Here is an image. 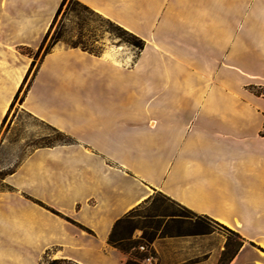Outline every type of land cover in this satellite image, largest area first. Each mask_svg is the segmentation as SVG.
Instances as JSON below:
<instances>
[{
    "label": "crops",
    "instance_id": "crops-1",
    "mask_svg": "<svg viewBox=\"0 0 264 264\" xmlns=\"http://www.w3.org/2000/svg\"><path fill=\"white\" fill-rule=\"evenodd\" d=\"M64 0H0V128ZM137 36L120 58L56 44L24 97L72 140L34 147L0 191V264H125L115 223L158 193L264 264V0H78ZM203 249L204 236L170 240ZM177 257V256H176Z\"/></svg>",
    "mask_w": 264,
    "mask_h": 264
},
{
    "label": "rangeland",
    "instance_id": "rangeland-1",
    "mask_svg": "<svg viewBox=\"0 0 264 264\" xmlns=\"http://www.w3.org/2000/svg\"><path fill=\"white\" fill-rule=\"evenodd\" d=\"M123 31L78 0H64L43 39L45 42L42 50L39 52L41 45L37 49L18 50L20 54L31 59V64L16 93L18 97L15 101L13 100L14 103L12 102L13 105L11 104L0 128V191L12 190L7 185L6 179L16 170L32 148L63 141L52 128L22 108L24 97L47 47L53 43L63 44L94 55L112 54L118 58L138 54L140 51L130 44L133 39ZM33 62L34 66L31 67ZM251 91L264 101L263 87H251ZM180 211L176 204L161 194L153 193L148 200L126 215L128 220L121 230L128 228L131 241L137 242V245L128 254L116 248L128 255L129 258L125 264L132 258L136 264H226V254L235 250L240 242L238 236L231 234L229 232L231 229L224 225H217L206 219H197L191 215H187L191 220L183 224L174 223L169 217L161 216L166 212ZM195 223L200 227H193ZM203 236L204 256L200 253L203 249L174 250L169 245L170 240L194 239ZM140 246L149 248L148 253L139 251ZM52 259L56 258L53 252L49 251L43 256L40 264H48V261Z\"/></svg>",
    "mask_w": 264,
    "mask_h": 264
},
{
    "label": "trees",
    "instance_id": "trees-1",
    "mask_svg": "<svg viewBox=\"0 0 264 264\" xmlns=\"http://www.w3.org/2000/svg\"><path fill=\"white\" fill-rule=\"evenodd\" d=\"M118 28L124 30L123 28H121L119 26H118ZM123 32L129 34L130 37L133 39V42L130 43L131 45H133L139 51L143 50V48H144V42L140 38H138L137 36H135V35L127 32L126 30H124ZM44 42H45V40L41 44V47L39 49V52L42 50ZM55 44L56 43H53L52 45H50V46L47 47V49L44 52L43 57L45 55H47L51 51V49L55 46ZM73 48H76V47H73ZM33 66H34V62L32 63L31 67H33ZM17 97H18V94L15 96L14 101L17 99ZM13 103H12V105H13ZM53 130L60 136V138L63 139V141H60V142H64V143H70V142H72V140L70 138H68L67 136H65L64 134L56 131L55 129H53ZM7 188H8V186H7ZM166 199H168V198H166ZM169 201H171V200H169ZM171 202L174 203L173 201H171ZM174 204H176V203H174ZM176 205L179 207V209L182 212L181 211L180 212H177V213L176 212H170V213H167L166 212V213H163V215H161V216L162 217H169V219H171L172 221H174V223L183 224V223L191 220L187 216V215H191L193 217H196L197 219H200V218L201 219H206L208 221L214 222L217 225H221V224H219V223H217V222H215V221H213V220H211V219H209L207 217L198 216L197 214L191 212L190 210L184 208L183 206H180L178 204H176ZM127 220H128V218L127 217H124L123 219L117 221L115 223V225H114V227H113V229H112V231L110 233L109 239H108V243L111 246L119 249L120 251H122L125 254H128L132 249L136 248V245H137V242H132L131 241V239H130V237L128 235V228H124L125 231L124 230H121V227L127 222ZM193 227H200V225L197 224V223H195L193 225ZM229 232L231 234H234V235L238 236L235 232H233L231 230H229ZM202 234H204V233H202ZM197 235H199V234H197ZM238 238H239V236H238ZM239 240H240V242H239L237 248L235 250L231 251L230 253H227L226 254L227 255V258L225 259L226 264H229L232 261V259L236 256V254L239 252V250L241 249V247L243 245V242H242V239L239 238ZM48 264H79V263L78 262H75L73 260H70V259L61 258V259H52V260H49L48 261ZM126 264H136V262H135L134 258H132V259H129Z\"/></svg>",
    "mask_w": 264,
    "mask_h": 264
},
{
    "label": "built area",
    "instance_id": "built-area-1",
    "mask_svg": "<svg viewBox=\"0 0 264 264\" xmlns=\"http://www.w3.org/2000/svg\"><path fill=\"white\" fill-rule=\"evenodd\" d=\"M139 251H141L143 253H148L149 248H147L146 246H140L139 247ZM149 260H150V258H149Z\"/></svg>",
    "mask_w": 264,
    "mask_h": 264
}]
</instances>
